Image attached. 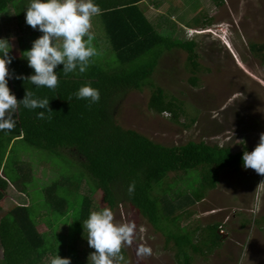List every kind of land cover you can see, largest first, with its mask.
I'll return each mask as SVG.
<instances>
[{
    "label": "trees",
    "instance_id": "1",
    "mask_svg": "<svg viewBox=\"0 0 264 264\" xmlns=\"http://www.w3.org/2000/svg\"><path fill=\"white\" fill-rule=\"evenodd\" d=\"M15 1L0 0V13ZM142 1L94 0L100 8L105 39L115 59H103L94 44L97 55L91 58L85 72L77 68L65 76L63 65L57 66L58 87L54 90L37 88L29 81L16 79V76L33 75L34 69L28 66L26 58L10 50L9 55L13 57L8 65L11 93L22 101L30 90L35 98H47L52 112L28 109L20 104L13 115L16 121L13 130L0 131V169L3 173L0 175V200L11 186L19 192L15 194L18 202L12 203L0 219V244L5 264H50L49 259L56 255L70 258L75 264H84L77 248L78 237L65 241L69 231L67 235L58 231L60 224L72 219L78 231L83 232V221L91 211H97L94 200L79 192L83 181L92 192H103L109 208L130 204L137 209L155 230L165 235L168 244H173L179 264H193L194 255L207 256L221 246V225L182 227L183 216L177 213L202 201L207 191L215 189L222 170L242 167V156L247 148L235 152L230 147H210L194 141L181 146H165L136 130L123 128L118 122L119 103L130 91L144 88L150 89L148 107L153 112L168 113L175 122L185 114V103L167 93L152 76L166 51L185 50L195 45L180 39L174 27L168 29L166 16L162 18V25L149 20L140 6ZM215 2L221 5L223 0ZM19 5L17 9L21 8ZM25 15L26 11L19 16L20 24ZM250 49L264 61V44L251 43ZM191 81L196 85L198 78ZM88 82L100 92L99 102L91 106L89 100L77 99L74 95ZM41 111L45 112V119L37 118ZM16 141L58 157L68 154L76 161L73 173L43 189L45 208L51 215L53 227L48 234L40 231L38 214L26 199L28 186L33 181L31 166L18 157L13 158L11 153L6 159L8 147ZM16 149L13 148V153ZM195 169L200 170L198 187L175 189L178 186L169 182L170 174L183 173L185 176ZM133 181L135 191L129 195L128 186ZM192 216L193 213L186 212L185 220ZM121 254L124 255L123 250Z\"/></svg>",
    "mask_w": 264,
    "mask_h": 264
},
{
    "label": "rangeland",
    "instance_id": "2",
    "mask_svg": "<svg viewBox=\"0 0 264 264\" xmlns=\"http://www.w3.org/2000/svg\"><path fill=\"white\" fill-rule=\"evenodd\" d=\"M29 3L30 0H16L0 13V39H6L10 50L18 57H23V52L30 50L33 41L43 35L27 25L25 17L23 25L20 24L19 16L25 13ZM18 4L21 8L17 9ZM140 6L148 19L156 24L162 25V18L166 16V27H174L180 39L195 45L185 50L166 51L152 76L156 84L185 103V114L175 122L168 113L153 112L148 107L150 89L144 88L130 91L119 103V124L165 146H181L194 141L210 147H230L235 152L244 147L247 151L254 150L260 133L264 132V61L251 51L250 45L264 44V0H223L221 5L215 0H143ZM91 25L93 44L97 45L103 59L107 57L113 61L115 54L106 42L99 15L92 18ZM195 77L198 78L196 85L191 81ZM19 143L16 141L8 147L6 159L11 153L13 158L18 157L31 166L33 181L28 186L29 197L26 199L38 214L36 220L40 231L48 234L53 227L51 215L45 208L43 189L73 173L76 161L68 154L58 157ZM14 147L17 151L13 153ZM0 175L3 176L2 169ZM182 175L170 174L169 182L178 186L175 189L198 187L199 169ZM261 181L264 176L243 166L224 169L219 173L215 189L207 191L202 201L177 213L183 216L182 227L206 228L217 223L221 225L222 235H226L222 237L221 246L212 253L194 255L193 264L264 261V186H258ZM79 192L94 200L97 211L109 208L103 192H92L86 182L80 185ZM17 193L13 186L3 193L0 219L12 203L18 202ZM111 210L115 222L134 221L137 225L136 241L131 247L122 248L129 264H179L173 244H168L165 235L155 230L137 209L122 204ZM186 212L193 216L185 220ZM76 225L68 219L59 225L58 231L63 235L69 231L65 241H74L78 237L80 260L89 264L88 257L94 249L89 247L85 230L78 231ZM141 226L144 228L142 234L139 233ZM140 235L143 240L139 239ZM139 243L150 246L153 255L139 259L136 255ZM0 264H5L1 244Z\"/></svg>",
    "mask_w": 264,
    "mask_h": 264
},
{
    "label": "clouds",
    "instance_id": "3",
    "mask_svg": "<svg viewBox=\"0 0 264 264\" xmlns=\"http://www.w3.org/2000/svg\"><path fill=\"white\" fill-rule=\"evenodd\" d=\"M100 8L94 0H30L26 7V24L34 30L43 33L33 41L30 50L23 52L28 66L34 69L31 76H16V79L29 81L37 88L58 87V75L55 69L63 65V73L67 76L79 69L83 73L89 67L91 58L97 55L94 47V35L91 34V20L99 15ZM10 44L6 39H0V131H11L16 121L13 118L20 104L28 109H47V98H35L34 92L27 90L22 101H18L11 93L8 79L11 76L8 65L13 57L9 55ZM77 99L89 100L91 104L98 103L100 92L91 86V82L82 85L74 93ZM45 119V112L37 115ZM243 167L252 169L258 175L264 176V132L260 133L259 141L254 150H245L242 156ZM258 186H264L261 181ZM135 191V182L128 186V193ZM83 228L87 233L89 247L94 251L89 255V264H129L122 255V248L131 247L137 239V225L134 221L115 222L113 211L105 207L99 211H91ZM144 228H139L143 233ZM143 240V236H139ZM136 255L144 259L153 255V249L146 243H139ZM50 264H71L70 258L54 256Z\"/></svg>",
    "mask_w": 264,
    "mask_h": 264
},
{
    "label": "water",
    "instance_id": "4",
    "mask_svg": "<svg viewBox=\"0 0 264 264\" xmlns=\"http://www.w3.org/2000/svg\"><path fill=\"white\" fill-rule=\"evenodd\" d=\"M219 234L224 238L226 235H222L221 231L219 232Z\"/></svg>",
    "mask_w": 264,
    "mask_h": 264
},
{
    "label": "crops",
    "instance_id": "5",
    "mask_svg": "<svg viewBox=\"0 0 264 264\" xmlns=\"http://www.w3.org/2000/svg\"><path fill=\"white\" fill-rule=\"evenodd\" d=\"M264 244V243H263ZM264 246V245H263ZM253 264H264V261L262 263H253Z\"/></svg>",
    "mask_w": 264,
    "mask_h": 264
}]
</instances>
